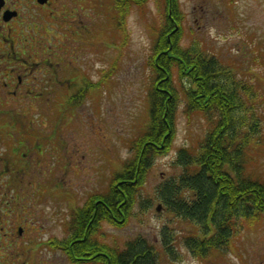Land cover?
Instances as JSON below:
<instances>
[{"label":"rangeland","instance_id":"obj_1","mask_svg":"<svg viewBox=\"0 0 264 264\" xmlns=\"http://www.w3.org/2000/svg\"><path fill=\"white\" fill-rule=\"evenodd\" d=\"M115 2L55 0L37 9L33 0L27 1L26 18L32 20V26L27 27L26 40L33 49L27 53L28 63L44 58L55 65L59 62L63 68L58 74L63 81L58 86L59 103L68 94L76 98L74 103L79 101L77 105L70 100L58 108L41 107L42 115L52 123L38 136L46 144L53 135L57 169L50 167V160L44 161L38 169L43 175L27 177L48 189L39 200L31 202L28 214L34 227L42 226L45 234L53 238L38 235L33 249L21 257L23 264H71L63 250L50 243L65 240L73 212L90 197L106 192L114 174L132 157L131 142L145 128L152 76L148 61L163 23V2L147 0L139 6L124 0L122 28L117 24L119 11ZM178 3L184 16L182 46L197 44L230 65L235 81L250 87L251 91L241 93L240 102L248 114L252 112L257 118L252 138L257 144L248 150L247 143L243 158L246 174L264 183V0ZM38 66H33L31 75L41 77ZM174 79L179 101L169 149L148 168L128 220L122 226L99 222L91 239L109 249L121 250L127 242L141 238L159 254L157 264H264V214L242 219L239 232L226 248L196 257L184 245V238L193 232L190 223L165 211L156 201L159 185L181 173L176 162L178 151L196 149L207 131V122L201 115L185 113L181 85ZM79 94L80 99L76 97ZM39 107L30 106L28 113ZM243 112L238 114L242 117ZM158 206L160 211L156 212ZM165 240L175 256L164 250Z\"/></svg>","mask_w":264,"mask_h":264},{"label":"trees","instance_id":"obj_2","mask_svg":"<svg viewBox=\"0 0 264 264\" xmlns=\"http://www.w3.org/2000/svg\"><path fill=\"white\" fill-rule=\"evenodd\" d=\"M145 1L130 0L139 6ZM123 2H115L121 28L126 11L121 9ZM162 2L163 23L148 61L152 72L147 92L148 116L143 132L130 144L132 157L114 174L106 192L90 197L73 212L68 237L50 243L63 250L71 264H157L159 254L141 238L127 242L121 250H112L95 243L91 234L99 222L122 226L128 220L148 168L169 149L179 101L175 77L181 85L185 113L196 112L207 122V131L196 149L178 151L176 162L181 173L156 191V201L165 211L192 226L193 232L184 238V245L196 257H203L211 250L226 248L239 232L242 219L264 214V183L246 174L243 158L245 145L248 143L249 150L257 144L252 139L257 118L252 112L248 114L240 102L241 93L251 91L250 87L235 81L230 65L197 44L183 47L184 16L178 0ZM248 100L251 101L249 97ZM64 105L59 103V107ZM45 190L48 189L42 187V193ZM50 191L55 193L52 188ZM164 243V250L175 256L168 241Z\"/></svg>","mask_w":264,"mask_h":264},{"label":"flooded vegetation","instance_id":"obj_3","mask_svg":"<svg viewBox=\"0 0 264 264\" xmlns=\"http://www.w3.org/2000/svg\"><path fill=\"white\" fill-rule=\"evenodd\" d=\"M27 1L0 0V264H23L21 257L33 249V240L46 235L42 226L34 227L28 214L31 202L40 199L43 184L27 177L43 175L38 169L44 161L50 160V167L57 169L53 135L45 144L38 134L52 123L42 115L41 107L59 106L58 86L63 81L58 74L63 68L48 58L28 63L27 53L33 49L26 40L27 27L32 26L26 18ZM53 1L39 4L33 0L34 8L44 9ZM37 64L41 77L31 75ZM69 97L61 103L73 101ZM35 105L40 107L28 113Z\"/></svg>","mask_w":264,"mask_h":264},{"label":"water","instance_id":"obj_4","mask_svg":"<svg viewBox=\"0 0 264 264\" xmlns=\"http://www.w3.org/2000/svg\"><path fill=\"white\" fill-rule=\"evenodd\" d=\"M46 1L47 0H37V3H39V4H44V3H46ZM160 211V206H158L157 208H156V212H159Z\"/></svg>","mask_w":264,"mask_h":264}]
</instances>
